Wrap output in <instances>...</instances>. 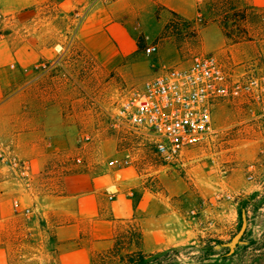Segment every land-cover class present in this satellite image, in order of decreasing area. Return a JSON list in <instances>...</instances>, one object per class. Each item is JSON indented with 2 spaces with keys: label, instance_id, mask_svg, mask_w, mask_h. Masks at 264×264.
<instances>
[{
  "label": "rangeland",
  "instance_id": "obj_1",
  "mask_svg": "<svg viewBox=\"0 0 264 264\" xmlns=\"http://www.w3.org/2000/svg\"><path fill=\"white\" fill-rule=\"evenodd\" d=\"M101 1L106 0H43L38 9H29L30 16L38 10L40 22H50L57 43H65L39 82L36 96L41 105L35 116L37 111L55 106L72 129L71 149L59 158L62 170L47 173V169L35 192L38 196L57 194L64 175L108 169V162L129 147L133 160L129 167L136 171L140 188L167 202L169 212L178 217V226L182 224L178 231H182V239L159 251L168 252L158 256L159 261L145 258L129 263L126 254L134 251L131 232L139 225L124 222L118 251L98 256L95 264H264V138L236 101L218 103L212 112L215 135L185 151L172 165L160 162L151 148L124 141L119 133L109 130L106 114L133 84L119 75L102 76L75 43L84 15ZM21 14L0 12V35L14 36L21 30ZM212 23L223 36L220 44L203 40L205 28ZM263 24L264 0H203L193 25L172 17L163 37L176 47L181 64L196 54H214L226 64L253 70L264 64ZM27 100L25 112L31 117V93ZM9 127L1 124L2 135ZM24 127L29 138L34 132L45 133L43 125ZM14 129L13 125L16 134ZM84 135L92 141L82 142ZM6 142L0 141L6 157L20 160L13 145ZM77 157L81 163L76 162ZM0 167L17 178L6 165ZM17 207L18 202L13 204ZM17 212L0 222V257L6 255L7 264H52L53 248L45 224ZM176 226L173 220L169 234H175ZM235 238L239 242L226 246ZM251 241L256 244H248Z\"/></svg>",
  "mask_w": 264,
  "mask_h": 264
},
{
  "label": "crops",
  "instance_id": "obj_2",
  "mask_svg": "<svg viewBox=\"0 0 264 264\" xmlns=\"http://www.w3.org/2000/svg\"><path fill=\"white\" fill-rule=\"evenodd\" d=\"M202 1H101L84 15L76 32V46L102 76L119 75L127 83L140 86L179 64L178 50L163 34L172 17L193 25ZM41 2L0 0L1 13L22 12L23 19L21 30L14 36L0 35V126L10 125L4 135L0 129V141L12 144L20 160L27 159L30 165L28 187L0 167V222L16 211L31 209L49 232L52 264H95L96 258L119 240L124 222L139 225L141 238L137 247L132 244L134 251L150 254L179 244L182 224L178 226L177 215L169 212L165 200L140 188L136 171L130 167L66 174L61 178L59 193L38 196L35 192L47 169V173L62 170L59 158L70 151L72 140V129L55 106L48 104L47 111H37L35 116L41 105L36 96L39 82L65 49L64 42L57 43L50 22H40L38 10L29 15V9H38ZM203 40L220 44L223 36L219 27L213 23L207 26ZM147 48H151L149 53ZM29 93L31 117L25 112ZM29 124L43 125L44 135L39 131L29 138L24 127ZM173 220L176 232L169 234ZM0 264H7L6 255L0 257Z\"/></svg>",
  "mask_w": 264,
  "mask_h": 264
},
{
  "label": "built area",
  "instance_id": "obj_3",
  "mask_svg": "<svg viewBox=\"0 0 264 264\" xmlns=\"http://www.w3.org/2000/svg\"><path fill=\"white\" fill-rule=\"evenodd\" d=\"M145 51L149 53L151 48ZM223 101L238 102L264 138V64L250 70L226 64L214 54L193 55L187 64H175L140 86L129 87L105 119L109 130L119 133L122 140L143 144L160 162L172 165L185 151L215 135L212 112ZM81 141L88 143L92 138L84 135ZM124 150L122 156L108 162L110 168L120 170L132 164L129 147ZM76 162L82 161L77 157ZM0 164L28 187L27 161L8 158L0 149ZM21 214L42 222L31 209Z\"/></svg>",
  "mask_w": 264,
  "mask_h": 264
},
{
  "label": "trees",
  "instance_id": "obj_4",
  "mask_svg": "<svg viewBox=\"0 0 264 264\" xmlns=\"http://www.w3.org/2000/svg\"><path fill=\"white\" fill-rule=\"evenodd\" d=\"M131 243L134 244L135 247L138 246L139 244V241H140V238H141V232L140 230H134L131 232ZM118 239L115 241L113 247L106 251L105 253L99 255V256H102L104 254H108V253H114V252H117L118 251ZM248 244H251V245H255V241H251L249 242ZM174 252V251H173ZM168 254V252H154V253H150V254H143L142 252L140 251H133V252H130L128 254H126V259L129 263H134V262H138V260H143L145 258H150V259H153V260H158V256L162 255V256H166ZM159 261V260H158Z\"/></svg>",
  "mask_w": 264,
  "mask_h": 264
},
{
  "label": "water",
  "instance_id": "obj_5",
  "mask_svg": "<svg viewBox=\"0 0 264 264\" xmlns=\"http://www.w3.org/2000/svg\"><path fill=\"white\" fill-rule=\"evenodd\" d=\"M238 241V238H235L231 241V243L227 244L226 246L233 247Z\"/></svg>",
  "mask_w": 264,
  "mask_h": 264
}]
</instances>
